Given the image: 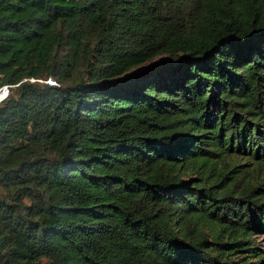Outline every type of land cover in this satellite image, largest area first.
<instances>
[{"label":"trees","instance_id":"1","mask_svg":"<svg viewBox=\"0 0 264 264\" xmlns=\"http://www.w3.org/2000/svg\"><path fill=\"white\" fill-rule=\"evenodd\" d=\"M3 84L0 264L262 263L264 0H0Z\"/></svg>","mask_w":264,"mask_h":264},{"label":"built area","instance_id":"2","mask_svg":"<svg viewBox=\"0 0 264 264\" xmlns=\"http://www.w3.org/2000/svg\"><path fill=\"white\" fill-rule=\"evenodd\" d=\"M46 81L51 83V84H57V82L54 79H52L51 77L48 78ZM10 87H11V85H9V84H3L0 86V101H2L3 99H5L8 96V94L10 92Z\"/></svg>","mask_w":264,"mask_h":264},{"label":"rangeland","instance_id":"3","mask_svg":"<svg viewBox=\"0 0 264 264\" xmlns=\"http://www.w3.org/2000/svg\"><path fill=\"white\" fill-rule=\"evenodd\" d=\"M255 238L257 239L258 246L261 247V249L264 251V235H258ZM260 264H264V254H263V261Z\"/></svg>","mask_w":264,"mask_h":264}]
</instances>
